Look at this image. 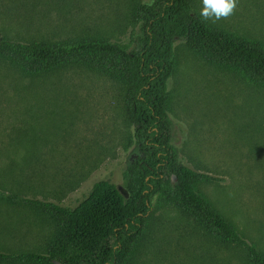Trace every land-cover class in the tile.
Masks as SVG:
<instances>
[{
  "label": "rangeland",
  "instance_id": "374dc122",
  "mask_svg": "<svg viewBox=\"0 0 264 264\" xmlns=\"http://www.w3.org/2000/svg\"><path fill=\"white\" fill-rule=\"evenodd\" d=\"M153 0H0V39L70 42L95 37L129 43L132 13ZM202 0H195L200 14ZM210 24L264 46V0H238L234 15ZM169 82L173 145L180 161L217 181L198 191L264 251V88L240 72L175 45ZM126 88L82 65L28 76L0 59V191L76 207L94 185L124 190L135 131ZM57 223L0 201V252L44 253ZM0 264H20L3 262ZM131 264H248L173 204L154 200Z\"/></svg>",
  "mask_w": 264,
  "mask_h": 264
},
{
  "label": "trees",
  "instance_id": "16d2710c",
  "mask_svg": "<svg viewBox=\"0 0 264 264\" xmlns=\"http://www.w3.org/2000/svg\"><path fill=\"white\" fill-rule=\"evenodd\" d=\"M132 18L140 30L125 44L95 37L57 43L0 39V59L28 76L82 65L122 84L127 117L135 131L123 191L100 181L73 208L0 191L1 202L19 204L57 223L56 236L44 253L0 252V263L131 264L157 199L162 205L173 204L205 233L241 251L248 264H264V251L247 241L198 191L201 181L217 180L180 161L173 145L168 90L177 69V42L263 88L264 46L203 20L195 0H153L136 6Z\"/></svg>",
  "mask_w": 264,
  "mask_h": 264
},
{
  "label": "clouds",
  "instance_id": "9594fccd",
  "mask_svg": "<svg viewBox=\"0 0 264 264\" xmlns=\"http://www.w3.org/2000/svg\"><path fill=\"white\" fill-rule=\"evenodd\" d=\"M237 6L238 0H202L200 16L215 23L234 15Z\"/></svg>",
  "mask_w": 264,
  "mask_h": 264
},
{
  "label": "water",
  "instance_id": "95a60500",
  "mask_svg": "<svg viewBox=\"0 0 264 264\" xmlns=\"http://www.w3.org/2000/svg\"><path fill=\"white\" fill-rule=\"evenodd\" d=\"M176 180V178L174 177V181Z\"/></svg>",
  "mask_w": 264,
  "mask_h": 264
}]
</instances>
